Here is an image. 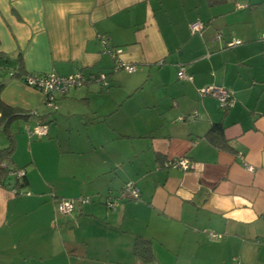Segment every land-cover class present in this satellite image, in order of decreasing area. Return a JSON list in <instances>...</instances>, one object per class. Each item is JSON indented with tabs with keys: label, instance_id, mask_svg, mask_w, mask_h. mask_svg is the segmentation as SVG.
I'll return each instance as SVG.
<instances>
[{
	"label": "crops",
	"instance_id": "crops-1",
	"mask_svg": "<svg viewBox=\"0 0 264 264\" xmlns=\"http://www.w3.org/2000/svg\"><path fill=\"white\" fill-rule=\"evenodd\" d=\"M262 31L264 0H0V99L35 111L9 127L25 177L18 194L0 180V264H264ZM117 59L133 71L113 72ZM77 70L110 73L109 86L87 80L56 110L22 79ZM212 84L232 106L200 95ZM37 122L47 135L25 132ZM215 122L229 149L205 136ZM183 156L193 168L163 165ZM127 181L139 199L107 208ZM58 198L74 210L58 212Z\"/></svg>",
	"mask_w": 264,
	"mask_h": 264
},
{
	"label": "built area",
	"instance_id": "built-area-1",
	"mask_svg": "<svg viewBox=\"0 0 264 264\" xmlns=\"http://www.w3.org/2000/svg\"><path fill=\"white\" fill-rule=\"evenodd\" d=\"M201 28L200 22H195L191 25V30H198ZM218 38L222 36L221 32H218L216 35ZM261 38H264V31L261 33ZM105 44V40H103ZM241 43L240 40L231 39L227 46H233L235 44ZM118 52V50L112 48L109 49V53L112 57L114 54ZM119 69H123L127 72H131L134 69L132 64H127L125 62L120 61L119 59L115 60V65L113 66V71H117ZM177 77L179 79L191 80V76L185 72L183 66H180L177 71ZM23 81L39 90L44 96V103L49 106L50 108L56 110L58 108V104L56 101V95H64L66 94L71 88L80 87L83 83L87 80H93L99 82L103 87L109 86V76L104 72H98L95 74H91L90 76L86 77L80 70L71 72L69 74L61 75L58 73H47L41 74L38 72H30L25 74L22 77ZM200 95H210L213 96L218 106L221 109H227L233 105L234 99L230 89L223 87L221 85H207L199 89ZM30 114H35V111H31ZM196 113L194 112L190 115L189 118L195 117ZM179 119H183L179 117ZM25 132L28 135H34L37 137L45 136L48 132L47 124L37 122L34 125L30 126L28 124L25 125ZM1 166H6L4 162L0 163ZM164 166H171V167H179L183 170H188L193 168V163L187 157H176L173 159H168L163 163ZM160 166H156L159 168ZM248 168H251L247 166ZM25 173L23 168H11L10 174L21 176ZM15 192V190H13ZM21 193V192H19ZM28 193V192H26ZM140 197V191L138 187L132 181H127L121 189L118 191L117 195L108 197L105 199L104 204L109 209H115L118 205L119 201L122 200H132L136 201ZM79 203H86L90 199L89 197H77L76 199ZM75 199H65V198H58L57 200V211L63 214H70L75 208ZM219 236L218 233L215 232H208L209 239H214Z\"/></svg>",
	"mask_w": 264,
	"mask_h": 264
},
{
	"label": "trees",
	"instance_id": "trees-1",
	"mask_svg": "<svg viewBox=\"0 0 264 264\" xmlns=\"http://www.w3.org/2000/svg\"><path fill=\"white\" fill-rule=\"evenodd\" d=\"M106 74L110 76V73ZM13 75L14 74H12V76ZM1 87L2 84H0V89ZM30 112L16 113L12 107L6 105L0 99V124L2 125L3 131H5L9 139L8 145L5 148L0 149V163L4 162L6 164V166L0 165V180L3 186H11L12 189L15 190L16 194L20 192L18 188L24 184L25 173L21 176L10 174V169L16 167L12 166L10 163L11 154L14 149V140L12 134L9 131V127L11 122L18 118V116L27 117L30 115ZM205 136L215 146L223 149H229V145L224 138L223 125L220 122L212 123ZM134 252L135 254L139 255L143 261H149L151 258L150 242L142 238H136L134 243Z\"/></svg>",
	"mask_w": 264,
	"mask_h": 264
}]
</instances>
